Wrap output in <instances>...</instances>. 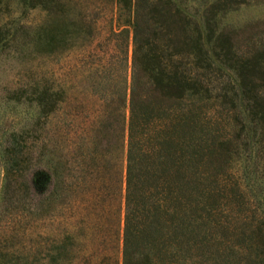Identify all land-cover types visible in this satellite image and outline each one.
Masks as SVG:
<instances>
[{
	"label": "trees",
	"instance_id": "16d2710c",
	"mask_svg": "<svg viewBox=\"0 0 264 264\" xmlns=\"http://www.w3.org/2000/svg\"><path fill=\"white\" fill-rule=\"evenodd\" d=\"M54 1L60 24H41L35 33L45 46L54 39L64 48V4ZM194 1L114 0L122 25L110 34L127 70L115 264H264V199L253 193L257 181L264 185V47L233 52V83L215 86V70L227 64L224 48L212 19L185 11ZM54 95L46 83L36 93L44 120ZM22 171L6 163L5 180L16 183ZM48 175L39 199L46 207L57 186Z\"/></svg>",
	"mask_w": 264,
	"mask_h": 264
},
{
	"label": "rangeland",
	"instance_id": "374dc122",
	"mask_svg": "<svg viewBox=\"0 0 264 264\" xmlns=\"http://www.w3.org/2000/svg\"><path fill=\"white\" fill-rule=\"evenodd\" d=\"M61 1L69 32L64 48L54 39L45 46L35 33L41 24H60L54 0H8L6 14L0 12V264H115L118 256L127 116L120 92L127 70L110 33L122 18L114 0ZM184 7L215 23L227 64L215 70L212 84L227 88L234 81L232 53L264 47V0ZM44 83L56 101L45 120L36 97ZM15 161L23 171L7 183L5 164ZM230 163L232 171L240 167L234 158ZM48 170L57 186L43 207ZM254 188V199L263 200V183Z\"/></svg>",
	"mask_w": 264,
	"mask_h": 264
}]
</instances>
